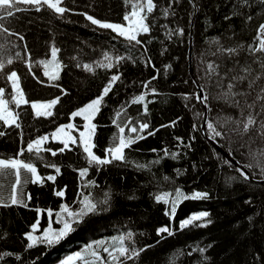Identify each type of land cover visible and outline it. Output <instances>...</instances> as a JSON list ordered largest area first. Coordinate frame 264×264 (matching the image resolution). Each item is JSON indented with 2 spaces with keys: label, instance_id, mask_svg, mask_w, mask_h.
<instances>
[{
  "label": "trees",
  "instance_id": "1",
  "mask_svg": "<svg viewBox=\"0 0 264 264\" xmlns=\"http://www.w3.org/2000/svg\"><path fill=\"white\" fill-rule=\"evenodd\" d=\"M92 1L107 13L122 10L119 22L131 11L125 0ZM153 3V11L143 13L149 32L138 34L139 44L92 25L78 11L57 15L46 6L37 11V6L18 5L23 9L19 12L34 17L25 29L16 21L18 12L3 18L8 32L0 33V60L6 63L11 58L13 63L0 72V88L5 89L4 99L11 101L13 90L6 77L15 70L29 104L19 108L9 104L20 114V127L0 122V132L5 133L0 136V159L32 163L39 180L33 182L36 178L21 169V184L16 187L22 203L12 204L14 170H0V264H55L75 251L81 253V264H97L86 246L94 241H106L109 246L113 237L128 233L132 238L125 239L124 245L144 251L124 264H264V99H258L264 96V52L253 51L260 39L259 25L264 23V0ZM24 33L58 49L57 60L62 65L58 80L43 75L45 67L40 61H51V53L42 58L30 56ZM105 54L112 57L113 68L98 66L107 63ZM67 57L73 61L62 63ZM116 57L123 59L117 62ZM85 64L93 71H87ZM113 75L120 78L93 119V151L103 158L106 149L114 146L119 125L125 127L126 136L144 137L124 150L123 161L89 165L79 142L61 152L63 142L51 139L44 142L40 153L19 154L31 141L73 119L81 126L82 117L71 113L100 95ZM251 81L255 83L249 87ZM229 84L233 85L231 92ZM199 90L202 100L197 99ZM140 95L144 100L134 103ZM56 97L60 100L51 116L35 115L32 102ZM249 115L256 123L244 133L242 122ZM209 122L221 136L214 138ZM145 123L148 128L140 131L139 125ZM133 126L137 133L130 132ZM212 141L243 169L223 156ZM85 168L88 171L81 176ZM177 189L182 197L171 215ZM57 192L64 194L57 196ZM197 192L207 195L192 198ZM157 196L164 199L157 201ZM84 197L97 203V211L74 224L75 231L54 246L37 242L28 247L29 232L42 238L46 228H62V221L71 219L62 206L79 212ZM201 212L209 216L180 228L181 221ZM208 220L207 226H196ZM33 224H38L35 232ZM163 227L173 234H158ZM100 251L107 259L108 254Z\"/></svg>",
  "mask_w": 264,
  "mask_h": 264
},
{
  "label": "snow or ice",
  "instance_id": "2",
  "mask_svg": "<svg viewBox=\"0 0 264 264\" xmlns=\"http://www.w3.org/2000/svg\"><path fill=\"white\" fill-rule=\"evenodd\" d=\"M126 4H130L131 11L126 12L123 19L127 21V25L125 24H119V23H112L107 21H102L100 19L95 18L92 15H88L87 13H84L86 19L91 22L92 25L98 26L101 29H110L113 32L117 33L118 36L124 37L129 42H135L137 44L140 43V40L137 39V36L139 33H147L149 32V25L145 22L147 17L143 13L145 10L147 13H151L153 9L155 8V4L153 3V0H125ZM31 5V6H37L36 10L39 11L41 7L46 6L49 10H52L57 15H63L66 11H69V9L62 6L63 0H0V33H7L8 29L4 28L2 25V20L4 17H12L14 15V12L22 11L18 5ZM250 20L251 17H248ZM258 34L260 36V39L258 41V47L253 49L255 52H264V23H261L258 28ZM23 37H21L22 39ZM229 51H235L234 49ZM57 52L58 49L53 47L51 49V61H40L41 64L44 65L45 71L43 75L45 77H48L50 80H58L59 77V70L62 68V65L57 60ZM123 57H116L117 62L122 60ZM105 60L107 63H99L98 66L102 68H113L114 65L112 63V57H110L108 54H105ZM13 63V60L11 58L7 59L6 63L3 60H0V72H3L7 65H11ZM49 64H54V69L52 72L48 71ZM87 71H93V68L91 65L85 64L83 66ZM209 67H212L209 65ZM31 70V69H30ZM247 71V70H246ZM118 75H113L109 82L104 86L102 89V92L100 95H98L96 98L92 99L89 103L85 104L83 107L77 109L76 111L72 112V117L77 116H83L84 120L87 121V123L84 125L86 132H80V143L83 144L84 152L87 154L88 163L89 165H104V164H110L114 160L123 161L125 159L124 150L126 148L131 147L134 143H136L140 139H144L142 135H136L134 138L130 135H125V127H118V135L114 137V146L109 147L106 149V153L108 156L111 157V159L101 158L97 156L92 149L95 147V144L92 142V137L95 135L96 131V125L91 123V118L100 111L101 105L104 101V97L109 94V92L112 90L113 84L117 80H119ZM6 79L11 82V87L13 90V94L11 96V101L4 99L5 95V89L0 88V122L3 123L4 126L11 127L14 126L16 128L20 127V124L18 123L19 120V113L15 112L11 107H9V104H14L17 108H19L22 104H29V101L25 98L24 92L20 87V77L18 73L13 70L10 73L7 74ZM155 79V77H153ZM238 79L243 80L246 79V77H239ZM256 79H260V77H256ZM255 83V81H251L249 83V87L252 86V84ZM229 91L231 92V89L233 88L232 84L228 85ZM152 91H155L153 89ZM261 92L264 93V88H261ZM227 95V94H226ZM243 95V93H241ZM197 99H200L198 96ZM204 99H207L206 97ZM258 99H264V96H259ZM60 97H56L55 99H52L47 102H32L31 108L34 110V113L37 117L40 116H51L53 113L51 109L59 102ZM144 100V96L140 95L135 98L133 101L134 103H139ZM248 107H252V105H248ZM119 115V113H117ZM113 123H116L114 120ZM243 123V129L242 131L244 133H247L251 126H253L256 121L254 117L251 115L248 116L246 122ZM75 125L68 124V125H61L59 128L56 129V132L52 133L53 138H58V135L63 133L65 136L68 137V139L63 141L64 147L59 149V151L63 152L66 148L69 146V140L75 144L77 142L75 137L70 136L68 133L64 132V130L72 129ZM148 125L140 124L139 130L143 131L144 129H147ZM209 130L214 134L215 137H219L222 135V132L217 131L216 127L209 122L208 123ZM261 128L264 129V124L261 125ZM137 127L133 126L130 127L131 133H137ZM87 133V134H86ZM5 133L0 132V136H3ZM153 133L149 132V135H152ZM264 134V132H262ZM48 140V136H41L30 143L27 144L26 149H21L19 154H23L24 151H27L29 153H32L35 151V153H40L41 146L43 145L44 141ZM47 151H51V149H46ZM167 155V152H165ZM52 155H56V152H52ZM52 167H55V165H52ZM246 167H251V165H247ZM14 170V175L16 177L15 184L13 185L12 194L10 196V201L12 204L22 203V200L18 198L17 195V185L21 184V169L25 170L28 173H31L33 177L36 179L33 180V182H37L39 180V176L37 174V169L32 163H26L21 159H0V170ZM88 169H82L80 171V175L84 176L87 173ZM56 172L59 173L60 169L56 168ZM241 175L247 179V176L243 171H241ZM49 180H54V176H49ZM63 192H57V196H63ZM206 193H195L192 198H200V197H206ZM182 197V193L177 189L176 191V199L172 201V206L170 209V214L175 215L176 212V206L180 202V198ZM30 198V197H29ZM184 199H188V197H183ZM164 197L157 196L156 200L161 201ZM167 202V201H165ZM103 203H107V199L103 201ZM81 204L83 207L80 209L79 212H70L68 211V208L66 205L62 206V211L66 212L68 217L71 219H64L62 221L63 227L60 229H45L44 234L42 238H38L32 234V232H29L27 234V239L31 242L29 243L28 247H33L37 242L44 243L49 246H54L58 243H60L61 240L66 238L70 233L75 231L74 224H78L80 221L83 220L85 216H87L89 213H94L97 211V203H94L90 198L84 197V199L81 201ZM26 206V205H25ZM49 215H51V210H49ZM59 215V213L57 214ZM208 212H201L198 214H194L191 217L181 221L180 228H185L187 226L193 225L196 221H203L204 218L208 217ZM211 221L208 220L205 223L198 224L196 226H207V224H210ZM37 228L36 224L32 225V230L35 232ZM167 232L168 235H172V231L168 227H163L158 229L159 233H165ZM132 233H128L127 237L121 235L118 237L112 238V243L109 246H105L106 241H94L93 243L86 246L85 250H91V255L94 257L97 264H124V260L132 259L133 257L139 256V253L144 251V249H140L137 251L136 249H129L124 245L125 239H131ZM111 248V250H110ZM103 253L108 254V258L105 259L101 255V250ZM201 252L204 251V249H200ZM81 257V253L77 252L73 256L67 257L64 261L61 262V264H71V262L74 259H79ZM2 258V257H0ZM123 258V259H121ZM87 264V262H86Z\"/></svg>",
  "mask_w": 264,
  "mask_h": 264
},
{
  "label": "rangeland",
  "instance_id": "3",
  "mask_svg": "<svg viewBox=\"0 0 264 264\" xmlns=\"http://www.w3.org/2000/svg\"><path fill=\"white\" fill-rule=\"evenodd\" d=\"M62 6L67 8V9H69V11H78V12H82V13H87L88 15H92L95 18L100 19L102 21H107V22L119 23V24L127 25V21H125V20H124V22H119V18L123 14L122 10H119L118 12H115V13H112V14L104 12L103 8L100 6V4L97 1L94 2L92 0H63ZM110 12H113V11H110ZM33 19H34V17H32L31 15H29L27 13H24V12H18L17 13V17H16V21L24 29L26 27V24L29 21L33 20ZM24 41H25V45H26L27 51H28L30 56H36L38 58H42V57H46V56L50 55V53H51L52 47H51L49 41L40 40L39 38H37L36 36H34L33 34H30V33H24ZM71 58L67 57V58L63 59L62 63L63 62H67V61H73V57H71ZM53 69H54V64H50V67L48 68V71L52 72ZM43 102H47V101H43ZM43 102H41V103H43ZM52 109H51V111H52ZM94 116L91 118V123H93V124H94V122H93ZM80 117H82V119H83V121L81 122V126H79L77 124V122L73 119L71 122H69V123H67L65 125L73 124V125H75V127L72 128V129H67L66 128L64 130V132L68 133L70 136L75 137L77 142H79V143H80V140H79L80 132H86V129H85L84 125L87 123V121L84 120L83 116H80ZM54 132H56V129L52 133H54ZM52 133L44 135V136H48V140L51 139V140H56V141H61V142H63L64 140L68 139V137L65 136L63 133L59 134L58 138H53L52 137ZM48 140H46V141H48ZM46 141H44V142H46ZM92 142H93V137H92ZM71 143L72 142L69 140V145ZM81 146L83 148V144H81ZM92 151H93V149H92ZM106 157L108 159H111V157L108 156L107 153L105 154V156L103 158H106ZM191 216H189V217H191ZM189 217H187V218H189ZM36 225H37V228H38V224H36ZM46 229H49V228H46ZM43 234H44V232H43ZM77 252H79V251H75V252H72V253H70L68 255H65L64 257L61 258V260H59L55 264H61V262L64 261L67 257L73 256ZM71 264H81V263L79 262L78 259H74L71 262Z\"/></svg>",
  "mask_w": 264,
  "mask_h": 264
},
{
  "label": "water",
  "instance_id": "4",
  "mask_svg": "<svg viewBox=\"0 0 264 264\" xmlns=\"http://www.w3.org/2000/svg\"><path fill=\"white\" fill-rule=\"evenodd\" d=\"M191 55H192V49L190 47L189 50V68H190V72L192 74V59H191ZM199 97L200 100H202L203 97V93L201 90H199ZM206 117H207V109L204 105V117H203V123H202V131L205 134V127H206ZM212 143L217 147V149L223 154V156H225L228 160H230L236 167L243 169V167L240 165V163L235 160L229 153H227L225 150H223L220 146H218L214 141H212ZM244 172L247 174V171L244 170ZM264 182V180H263Z\"/></svg>",
  "mask_w": 264,
  "mask_h": 264
}]
</instances>
